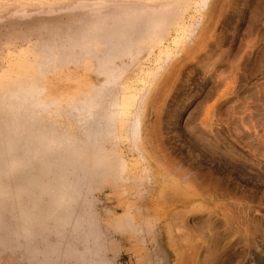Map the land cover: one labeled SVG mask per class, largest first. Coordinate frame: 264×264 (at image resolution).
Instances as JSON below:
<instances>
[{"label":"rangeland","instance_id":"374dc122","mask_svg":"<svg viewBox=\"0 0 264 264\" xmlns=\"http://www.w3.org/2000/svg\"><path fill=\"white\" fill-rule=\"evenodd\" d=\"M74 2L0 0V188L11 196L0 197V264H94L95 253L104 264H264V0H152L171 5L164 31L115 61L120 79L100 97L94 57L43 63L84 13ZM30 87L45 109L15 107ZM113 103L120 113L103 126ZM32 115L78 142L96 128L108 158L125 162L117 178L86 180L68 209L72 221L91 211L97 245L54 227L53 201L31 192L37 159L3 173L11 128ZM30 216L35 256L21 235ZM42 250L56 253L47 262Z\"/></svg>","mask_w":264,"mask_h":264},{"label":"bare ground","instance_id":"6f19581e","mask_svg":"<svg viewBox=\"0 0 264 264\" xmlns=\"http://www.w3.org/2000/svg\"><path fill=\"white\" fill-rule=\"evenodd\" d=\"M151 1L75 0L74 7L84 8V13L76 20L75 25L67 28L60 45L50 46L48 52L42 50L45 53L43 63L48 67H54L69 63L77 64L86 56L94 57L99 73L107 78L105 84L97 89L96 95L100 97L107 85L113 86L120 79L121 74H118L119 70L117 71L114 66L115 61L128 56L133 51L142 50L144 44L154 45L164 31L165 12L170 4L167 6L168 2L163 3L161 7L156 5V8ZM98 46L101 49L100 53L96 49ZM14 95L15 107L20 110L26 107L38 108L40 111L47 107L40 101L35 87L21 88ZM98 104L97 100L89 103L87 108L89 113L81 119L86 123L94 120ZM111 107L112 114L100 116L103 126L111 127L120 113L118 105L113 103ZM135 119L136 122L130 125L131 135L135 136L134 138L140 125L137 117ZM37 121L36 115L28 116L17 121L11 128L12 135L5 144V156L1 158L5 164L3 173L9 177L17 172L28 171L31 160L37 159L40 166L34 174L30 188L36 196H48L53 201L52 211L48 213L52 216L57 213L52 220L54 227L57 230H80L83 236L93 243L92 245H97L98 227L91 211H87L82 217L78 216L80 219L76 218L72 221L68 209L76 200V193L78 194L86 180L94 176L107 175L117 178L124 172L125 162L108 158L97 143L96 128L89 130L86 141L78 142L69 136H59L52 129L42 131L43 126H39ZM3 133L4 131L0 130V137ZM17 148L21 149L20 154L15 152ZM9 188V185L0 188V197H11L7 192ZM30 219L31 216L25 218L27 224L21 235L26 239V245L35 256L34 252L39 253V250L32 247V237L35 238L36 233L33 232V225L29 224ZM0 243L6 244L5 239L0 237ZM55 250H44V253L43 250L40 251L44 255V261L49 262L56 253ZM98 256L95 253L93 263L104 264Z\"/></svg>","mask_w":264,"mask_h":264}]
</instances>
